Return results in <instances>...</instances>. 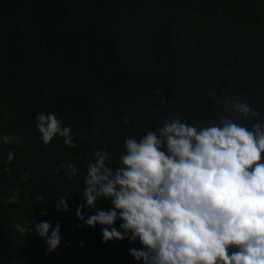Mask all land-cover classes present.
Instances as JSON below:
<instances>
[{
    "label": "trees",
    "instance_id": "trees-1",
    "mask_svg": "<svg viewBox=\"0 0 264 264\" xmlns=\"http://www.w3.org/2000/svg\"><path fill=\"white\" fill-rule=\"evenodd\" d=\"M42 112L70 126L78 147L61 136L45 144ZM221 118L264 125V0H0V137H20L0 140V264H145L130 252L143 248L138 239L104 243L106 225L76 216L81 205L85 219L113 207L82 196L92 154L107 152L115 170L128 138L159 135L170 120L199 129ZM60 196L67 212L56 210ZM41 221L61 225L54 252L35 231Z\"/></svg>",
    "mask_w": 264,
    "mask_h": 264
},
{
    "label": "clouds",
    "instance_id": "clouds-1",
    "mask_svg": "<svg viewBox=\"0 0 264 264\" xmlns=\"http://www.w3.org/2000/svg\"><path fill=\"white\" fill-rule=\"evenodd\" d=\"M235 108L245 117L257 115L246 103ZM36 119L45 144L61 136L68 148L78 147L71 127L54 112L39 113ZM158 132L139 141L126 139L115 170L106 164L107 152L92 154L82 196L88 207L101 197L113 207L85 219V205L78 206V219L91 227L106 225L104 243L138 239L143 248L130 252L145 264H264V125L249 128L221 118L198 129L175 119ZM0 140L19 145L20 137L3 135ZM13 159L9 151L2 160L5 171ZM60 168H67L69 177L78 172L73 164L61 163ZM28 178L25 173V182ZM17 199L14 193L7 203ZM55 205L58 212L70 209L65 196ZM118 219L123 231L112 227ZM16 230L23 235L29 231L20 224ZM35 231L49 252L61 245L59 223L53 228L41 221Z\"/></svg>",
    "mask_w": 264,
    "mask_h": 264
}]
</instances>
